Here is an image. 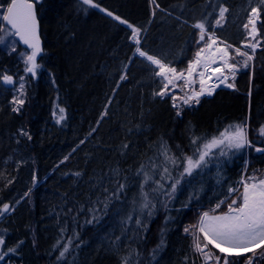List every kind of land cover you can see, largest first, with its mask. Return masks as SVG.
<instances>
[{"label": "trees", "instance_id": "trees-1", "mask_svg": "<svg viewBox=\"0 0 264 264\" xmlns=\"http://www.w3.org/2000/svg\"><path fill=\"white\" fill-rule=\"evenodd\" d=\"M95 2L146 30L139 47L177 71L186 70L204 45L197 43L194 25L205 17L211 24L221 5L229 11L223 26L214 28L216 37L244 50L249 37L243 25L252 7L261 8L260 46L248 68L237 66L234 89L221 88L200 98L198 105L182 106L177 117L171 99L154 96L162 87L160 77L153 74L155 66L135 55L137 45L127 25L80 0H41L37 12L44 55L35 76L28 73L26 104L19 114L12 111L11 90L1 82L2 74L16 78L21 73L13 66L16 53L0 49V206L15 207L0 217V233L6 246L24 241L18 254L10 253L0 264H121V257L133 249L141 254L139 264H149L162 229L165 247L151 264H185V257L187 264H202L184 227L195 225L202 212H211L243 176L264 178V153L255 151L264 147L259 131L264 127V5L259 0ZM237 60L242 58L233 54V63ZM57 105L66 110L61 123L53 115ZM245 120L252 147L233 149L226 156L213 148L206 165L185 174L171 198L152 192L155 185L149 181L144 191L155 209L151 218L149 209L142 212L141 165L156 179L162 167H169L170 177L161 181L165 190L183 171V163L165 164L162 141L177 157L191 156L192 134L206 141ZM21 127L30 131L31 141L18 135ZM153 163L159 167L153 169ZM119 184L125 185L123 191H118ZM224 211L226 205L216 213ZM167 217L172 219L165 223ZM136 219L147 222L146 232L138 229ZM69 239L73 243L66 259L57 260ZM58 241L61 246L54 248Z\"/></svg>", "mask_w": 264, "mask_h": 264}, {"label": "snow or ice", "instance_id": "snow-or-ice-1", "mask_svg": "<svg viewBox=\"0 0 264 264\" xmlns=\"http://www.w3.org/2000/svg\"><path fill=\"white\" fill-rule=\"evenodd\" d=\"M82 5H86L92 8H97L102 12H105L108 16L121 24L127 25L131 29L130 39L134 42L137 47L135 48V55L143 57L146 61L150 62V65L155 66L153 68V74L156 77H160V83L162 87L154 93V96H158L164 99L166 96L172 100L173 108L177 109L175 115L180 117L182 115V106H192L193 104L198 105L200 103V97L203 95H213L215 88L219 87L221 83L225 84L228 88H233L234 83H227L229 77L220 72V75L216 77L217 83L215 86L205 87L207 79L205 73L210 64L216 63L217 54L218 58L223 61V67L233 73V80L235 79V72L238 70V65H242L244 68L249 67V61H251L255 55V51L260 46V41L256 39L258 33L257 23L261 20V8L259 6L252 7L250 9L247 23L243 25L248 30V37H251L253 42H249L244 47L251 50V54L248 50L241 51V48L237 47L234 52L242 58L237 60L236 63H229L230 53L229 48L231 45L225 43L224 47H214L217 43V37L215 35L214 28L222 27L223 22L226 21V13L229 9L223 5L219 6L217 17L209 23L208 17L197 22L194 27L199 29V40L197 43L203 41L204 45L198 51L195 52L194 59L188 63L185 75V71L178 72L175 67H171L169 63H165L158 55L149 54V52L139 47L141 43V32L140 27H136L130 24L127 20L122 19L118 15H114L113 12L101 6L95 2V0H80ZM153 3L156 0H152ZM41 3V0H8L6 5V14L2 16V19L15 30V35L19 36L20 40L24 45H27L31 49L30 53L25 54L24 64L25 72L35 76L38 67L37 57L42 52L41 40H40V22L36 12V6ZM260 5H264V0H259ZM159 7V5H157ZM87 9H85L86 11ZM213 12H217V9H213ZM154 14V13H153ZM211 16V13L208 14ZM261 26L264 27V22H261ZM209 27L213 31H209ZM207 36V40H206ZM207 50L208 55L202 56V53ZM15 51V48H13ZM202 66L204 71L198 73L200 80V90L195 91L191 89V94L185 93L182 98L181 104L176 103L175 93H169V85L173 88L176 86L177 81H184L186 85L192 84V76L196 72L198 67ZM220 69L217 67L215 72H219ZM2 79L7 84H13L15 81L11 75L2 74ZM121 80L126 79V75L120 77ZM19 95L14 97L12 100L13 108L12 111L15 113H21L27 99V92L25 90L24 77H20L19 83ZM251 93L249 92V96ZM110 103V101H109ZM66 110L63 107L57 105V110L53 112V115L57 116V123H61L66 119ZM103 115H107L105 110ZM103 118V116L101 117ZM95 131V129H93ZM261 135H264V127L260 128ZM91 135V133H89ZM18 135L26 137L27 140H32L30 131L26 128L21 127L18 130ZM19 142V141H18ZM83 143V141H81ZM190 143L194 146L193 155H183L177 157L171 153V148L168 146L166 141H162L160 144V154L164 156L165 164L170 163L172 166H177L179 163H183V171L180 174V178L176 179L174 183L168 186V190H165V185L161 181L166 180L170 177L169 167L164 166L161 169L159 179L155 176H150L145 171L144 165H141L137 175L143 173L144 180L141 184V196L144 199L141 205V210L149 209L147 215L149 218L152 217L155 204H150L148 201V192L144 191V185H147L149 181L155 185L152 187V192H159L167 197H173L176 192V185L180 183V180L184 175L191 176L196 169H200L202 165H206V157L209 156L213 148H219V155L226 156L228 152L235 150H243L247 147H252V142L248 137V123L247 120L228 125L218 135L213 136L211 139L203 140V138L192 134L190 137ZM128 145L124 144L123 148L127 149ZM177 148L180 146L177 145ZM227 149V151H225ZM255 151L258 153H264V147H255ZM195 156V159L193 158ZM66 156L64 160H67ZM64 161H61L63 163ZM153 169L159 167L155 163L152 164ZM77 176L80 173H76ZM35 179V177H34ZM12 183V181H8ZM238 187H229L228 193L225 199L220 200L215 208L209 211H204L200 215L198 222L195 225L184 227L183 231L192 237V250L202 258V264H236L239 260V264H261L264 261V178H258L256 175L241 179L238 182ZM7 186V185H6ZM125 188L124 184H119L118 191H123ZM31 189L28 190L24 195L29 196ZM113 195H117L113 193ZM230 200V202H228ZM19 204L20 201H15ZM162 206L166 207V202H161ZM222 205H226V211L216 214V210L220 209ZM107 207V205H105ZM15 211V207L10 203H4L0 206V217L4 214ZM95 219V217H94ZM131 220V217L128 218ZM172 217H167L165 223ZM91 222V221H89ZM135 224L138 229L146 232L148 228L147 222H142L141 219H136ZM63 231V229H62ZM163 232L161 230V239L157 244L156 248L152 250L151 261H154L157 257L158 252L165 247V240L163 239ZM78 238V236H77ZM119 237L117 238V242ZM24 243L23 240L18 241L15 246H6L5 235L0 233V261H3L9 254H18V249ZM73 243L71 239L67 241L62 247L57 257V260L66 259V254L70 250V246ZM35 244V241H33ZM61 241H58L54 248H59ZM211 246V247H210ZM140 252L133 249L126 256L121 257V264H139ZM135 257L136 259H133ZM242 258V259H239ZM185 264H187V257H185Z\"/></svg>", "mask_w": 264, "mask_h": 264}, {"label": "rangeland", "instance_id": "rangeland-1", "mask_svg": "<svg viewBox=\"0 0 264 264\" xmlns=\"http://www.w3.org/2000/svg\"><path fill=\"white\" fill-rule=\"evenodd\" d=\"M6 5H7L6 1L0 0V49H2L7 54L13 53V52L16 53L15 54L16 60H15V62L13 64V66L17 67V69L21 72V73H18L16 78H14L15 83H13V86L10 87V90L12 92V100H13L14 97L19 95V91L18 90H19L20 77H24L25 90L27 92L26 79H27L28 73L25 72L24 56H25V54L30 53V51L27 50L26 48L21 47L19 45L17 39L15 38L14 32L7 25L4 24V20L2 19V16L4 14H6ZM258 23H259V21H258ZM258 23H257V29H258ZM250 28H251V26L249 25V29ZM256 39L258 41H260L258 35H257ZM206 40H207V37H206ZM221 41H223V40L217 38V43H216V45L214 47H224L225 43L228 44L225 41H223L225 43H221ZM249 42H253L254 43L255 41H252L251 37H249V40L245 43V45L247 43H249ZM228 45H230V44H228ZM19 46H20V48H19ZM13 48H15V51H13ZM235 48L232 46L231 48L228 49L229 53H230V57H231L229 59V63H233L232 57H233V54H236L234 52ZM247 50H250V49H247ZM241 51H245V50L241 49ZM207 55H208L207 50H205V52L202 53V56H207ZM218 56H219V54H217L216 63L210 64L208 69H207V72L205 73V78L207 79V84H206L207 86H210V83H214V81L217 80L216 77L219 76L220 72H223L224 75L229 77L228 82L231 83V81L233 79L232 78L233 77V73L230 72L225 67H223V61L220 60L218 58ZM217 67H219L220 71L219 72H215V74H213L214 70ZM184 71H185V75H187L186 70H184ZM200 71H204L202 66L198 67L196 69V72L193 74V76H192L193 83L192 84L186 85L184 83V81L181 80V81H177L176 82L175 88H173L172 85H169V93H172V92L175 93L176 103L177 104H181L182 98L184 97L185 93L191 94V91H190L191 89H194L195 91H199L200 90V83H199L200 77L198 75V73ZM178 72H180V71H178ZM209 74H211V75H209ZM224 88H226V87H224ZM229 89H231V88H229ZM204 96H208V95H203L200 98H202ZM246 178H247V176H243L241 179H246ZM241 179H240V181H241ZM228 202H230V201H228Z\"/></svg>", "mask_w": 264, "mask_h": 264}, {"label": "water", "instance_id": "water-1", "mask_svg": "<svg viewBox=\"0 0 264 264\" xmlns=\"http://www.w3.org/2000/svg\"><path fill=\"white\" fill-rule=\"evenodd\" d=\"M36 12H37V6H36ZM37 16H38V12H37ZM39 19V18H38ZM40 22V21H39ZM4 24L7 25L15 34V30L11 28L10 25H8V23L6 21H4ZM39 32H40V40H41V47H42V52L41 54L37 57V63L38 61L41 59V57L44 55V42H43V39H42V35H41V26L39 28ZM15 38L17 39L18 43L21 45V47L23 48H26L27 50L31 51V49L28 48L27 45H24L23 42L20 40L19 36L15 35ZM13 77V80H14V76L11 75ZM2 84L7 87V88H10L13 86V84H7L3 81L2 79Z\"/></svg>", "mask_w": 264, "mask_h": 264}, {"label": "bare ground", "instance_id": "bare-ground-1", "mask_svg": "<svg viewBox=\"0 0 264 264\" xmlns=\"http://www.w3.org/2000/svg\"><path fill=\"white\" fill-rule=\"evenodd\" d=\"M19 45H20V44H19ZM20 46H21V45H20ZM38 62H39V61H38ZM6 74H7V75H12V74H8V73H6ZM209 75H211V74H209ZM212 75H213V74H212ZM219 75H220V73H219ZM13 76H14V75H13ZM14 78H15V76H14ZM1 82H2V77H1ZM217 83H219V81L216 80L213 86H215ZM227 83H230V82L227 81ZM205 87H209V86L205 85ZM221 87H226V85L223 84V83H221L219 87H216V88H215V91H216L217 89L221 88ZM6 88H7V87H6ZM226 88H228V87H226ZM7 89H10V88H7ZM231 89H232V88H231ZM215 91H214V92H215ZM205 95H206V94H205ZM9 213H10V212H9Z\"/></svg>", "mask_w": 264, "mask_h": 264}, {"label": "crops", "instance_id": "crops-1", "mask_svg": "<svg viewBox=\"0 0 264 264\" xmlns=\"http://www.w3.org/2000/svg\"><path fill=\"white\" fill-rule=\"evenodd\" d=\"M216 214H220V213H216Z\"/></svg>", "mask_w": 264, "mask_h": 264}]
</instances>
